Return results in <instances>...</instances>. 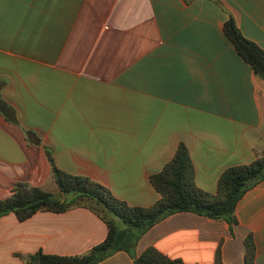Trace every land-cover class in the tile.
Masks as SVG:
<instances>
[{
  "label": "crops",
  "instance_id": "0c3cea01",
  "mask_svg": "<svg viewBox=\"0 0 264 264\" xmlns=\"http://www.w3.org/2000/svg\"><path fill=\"white\" fill-rule=\"evenodd\" d=\"M232 16L264 51V0H0V199L26 182L59 195L56 166L109 188L130 205L161 197L151 176L180 143L195 183L215 194L223 172L264 151V81L225 32ZM28 132L31 135V140ZM222 220L176 213L152 227L155 247L184 264H264V180ZM92 211L0 219V264L19 255H78L103 242ZM99 264H134L118 252Z\"/></svg>",
  "mask_w": 264,
  "mask_h": 264
},
{
  "label": "trees",
  "instance_id": "16d2710c",
  "mask_svg": "<svg viewBox=\"0 0 264 264\" xmlns=\"http://www.w3.org/2000/svg\"><path fill=\"white\" fill-rule=\"evenodd\" d=\"M224 29L240 55L264 81V51L241 34L232 16L226 21ZM7 107L6 102L0 98V109L6 111ZM28 134L31 140L34 133ZM48 158L60 193L68 194L69 198L62 199L40 187L18 182L9 197L0 199V219L15 213L24 221L39 211L63 213L76 207H84L106 224L108 234L103 242L83 254L57 255L40 251L29 256L19 255L26 264H99L122 251L134 258V264H184L182 259L170 258L155 247H149L137 257L138 243L152 227L181 212L225 221L233 231L238 224V202L246 191L264 180L263 151L251 164L226 169L219 179L215 194L204 192L195 183L188 147L180 143L172 160L162 171L151 176L154 188L161 195L160 199L151 207H142L119 199L109 188L89 177L59 169L49 151ZM245 246L247 264H255L256 246L251 236L246 238ZM216 264H223L219 250Z\"/></svg>",
  "mask_w": 264,
  "mask_h": 264
},
{
  "label": "rangeland",
  "instance_id": "374dc122",
  "mask_svg": "<svg viewBox=\"0 0 264 264\" xmlns=\"http://www.w3.org/2000/svg\"><path fill=\"white\" fill-rule=\"evenodd\" d=\"M58 196H60L62 199L69 198V195L68 194H62V193H60ZM70 198H71V196H70Z\"/></svg>",
  "mask_w": 264,
  "mask_h": 264
}]
</instances>
